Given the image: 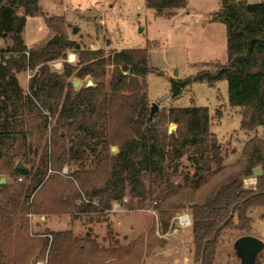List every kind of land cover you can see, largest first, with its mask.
<instances>
[{
	"label": "trees",
	"instance_id": "16d2710c",
	"mask_svg": "<svg viewBox=\"0 0 264 264\" xmlns=\"http://www.w3.org/2000/svg\"><path fill=\"white\" fill-rule=\"evenodd\" d=\"M186 5L187 0H145L146 8L158 17L165 16L164 10H179ZM20 9L21 15L17 13ZM37 15L43 17L49 31L58 32L56 17L44 16L39 0H0V40L11 42L8 48L0 49V160L16 144L24 150L27 137L34 132L43 135L49 118L55 119L53 142L41 155L31 175L33 190L42 187L49 166L60 168L75 163L78 170L73 171L71 177L85 194L89 192V198L98 201L97 206L86 202L72 206L78 212L110 211L113 202L125 195L132 201L137 199L131 209H142L151 196L142 173L155 174V178L162 181L169 149H194V156L189 157L197 178L190 187L192 190H198L223 168L219 143L209 131L207 108H169L159 121H148L145 77L153 68L149 65L146 49L130 48L105 55L101 49L79 51L75 47L80 68L76 70L64 64L62 72H53L47 63L65 57V51L73 43H48L47 37L26 48L22 38L26 19ZM211 21L225 26L227 63H216L214 72L198 74L197 79L208 84L225 81L228 105L243 109L240 125L247 130L264 127V1L220 0L219 11L212 14ZM73 31L77 33L76 29ZM35 68L29 81V94L23 96L16 74ZM72 75L79 80L87 76L93 85L85 87L86 82L75 89ZM188 84L190 79L172 81V97L178 98ZM168 123L175 125V131L169 132ZM112 147L117 148L115 153L111 152ZM91 148L94 152L99 148V151L95 155L94 168L85 169L83 163ZM213 166L216 172L209 174ZM255 166L261 167L262 176L256 179L253 188L244 189L242 177L251 178ZM12 173L30 175L26 169L17 167ZM207 174L208 178L202 181ZM181 189L168 190L160 206L174 207L169 202ZM62 204L64 207L55 209L34 203L31 211L33 215L67 214L69 202ZM253 208L263 209L260 218L264 221V159L260 157L250 159L241 172L218 185L200 204L190 207L191 264H213L220 236L225 231L248 232L251 229L249 213ZM159 212L165 214L163 209ZM53 236L52 264L69 263L78 252L86 249V244L95 252H107L87 237L73 238L70 231ZM255 264H261L257 258Z\"/></svg>",
	"mask_w": 264,
	"mask_h": 264
},
{
	"label": "rangeland",
	"instance_id": "374dc122",
	"mask_svg": "<svg viewBox=\"0 0 264 264\" xmlns=\"http://www.w3.org/2000/svg\"><path fill=\"white\" fill-rule=\"evenodd\" d=\"M243 1L260 3L264 0ZM218 2L187 0L186 7L179 9L178 13L164 10V17L167 18H159L147 9L145 0H44L41 3L42 14L57 19L58 32L49 31L48 38L56 37V42L73 43L65 51V57L47 63L51 71L62 72L64 64L78 70L75 47L79 51L101 49L105 55L130 48L146 49L149 65L153 68L145 77L148 112L152 104L158 106L152 120L159 121L162 113L169 108H207L209 131L219 143L223 168L216 172L213 166L209 174L216 173L209 178V174L205 175L202 181L208 178L207 182L198 190H192L190 187L197 178L189 157L194 156V149H169L162 181L155 178V174L142 173L144 185L151 195L142 209H131L130 206H135L137 199L132 201L130 196L125 195L128 202L118 210L80 213L72 206L78 207L84 203V199L96 198H89V192L85 194L71 177V173L78 170L77 164L67 163L60 168L49 166L44 184L35 190L30 182L41 155L46 149L49 150L54 139L52 128L55 119L49 118L43 135L34 132L27 137L24 150L16 144L0 160V179L4 180V184L0 183V186H4L0 187V211L4 209L0 213V264H52L50 246L53 235L69 231L73 238L87 237L99 249L107 252H95L86 244L84 251L78 252L65 264L192 263L191 226L180 227L177 218L185 215L191 218L190 207L193 204H200L218 185L241 172L250 159H264V127L247 130L240 125L243 109L228 105L225 81L208 84L197 79L198 74L214 72L216 63H227L225 26L211 21L212 14L218 11ZM17 13L21 15L22 10ZM172 15L176 16L170 18ZM45 27L42 16H32L24 31L26 45L44 38ZM74 29L77 33H74ZM10 44L9 40H0V49H6ZM68 55H75L74 63L66 62ZM54 62H60L62 66L55 68L52 65ZM36 70L16 74L23 96L29 94V81ZM174 71L177 76H173ZM73 76L71 80H79ZM186 79H190V84L182 88L178 98H173L171 82ZM88 80L87 76L79 80L81 86ZM166 126L169 132L176 129L172 123ZM116 149L112 147L111 152L115 153ZM98 151L99 148L95 152L92 148L88 149L87 160L83 163L85 169L94 168ZM18 163L21 169L30 173L28 177L13 175L12 169ZM255 168L261 169L255 166L251 178L242 177L244 189L256 185L253 176ZM177 187L182 188L181 191L169 202L174 207L166 205L162 208L160 203L164 194ZM64 202H69L67 214L53 212L33 215L31 211L34 203L58 209L64 207ZM161 209L164 215H160ZM262 212L263 209H251V229L248 232L225 231L220 236L213 264H241L234 250L239 237L249 235L264 242V221L260 218ZM62 241L60 238V243ZM256 258L264 264V250Z\"/></svg>",
	"mask_w": 264,
	"mask_h": 264
},
{
	"label": "water",
	"instance_id": "95a60500",
	"mask_svg": "<svg viewBox=\"0 0 264 264\" xmlns=\"http://www.w3.org/2000/svg\"><path fill=\"white\" fill-rule=\"evenodd\" d=\"M241 0H239L240 2ZM142 30H140L141 32ZM56 37H52L49 39L48 43H54L56 42ZM173 76H177V72L174 71ZM71 83L75 89H77L79 86H81V81L79 80H71ZM93 85L91 80H88L85 84V87H91ZM158 106L156 104H152L149 109V117L148 121H151L153 119V116L155 115L157 111ZM112 150H115L114 148ZM17 168H21V165L18 163ZM261 169L255 168L253 169V176L255 179L260 178L261 175ZM0 183L4 184V180L0 179ZM234 250L236 253V256L241 260V264H255V258L256 256L261 253L264 250V242H262L260 239L254 237V236H242L236 239Z\"/></svg>",
	"mask_w": 264,
	"mask_h": 264
},
{
	"label": "built area",
	"instance_id": "2783aa9c",
	"mask_svg": "<svg viewBox=\"0 0 264 264\" xmlns=\"http://www.w3.org/2000/svg\"><path fill=\"white\" fill-rule=\"evenodd\" d=\"M25 54H26V57H28V53H25ZM66 62L67 63H74L75 62V55H68L67 58H66ZM52 65L55 68H60L62 66V64L60 62H54V63H52ZM29 79H30V76L28 75L27 76V80H29ZM84 202L90 203V204L95 205V206L98 205V201L97 200H91L90 201V200L84 199ZM126 202H128L127 198H123L121 200L113 202L112 209L118 210ZM177 221H178V225L180 227L184 228L185 226H190L191 218H190L189 215L180 216V217L177 218Z\"/></svg>",
	"mask_w": 264,
	"mask_h": 264
},
{
	"label": "crops",
	"instance_id": "0c3cea01",
	"mask_svg": "<svg viewBox=\"0 0 264 264\" xmlns=\"http://www.w3.org/2000/svg\"><path fill=\"white\" fill-rule=\"evenodd\" d=\"M44 0H39V7H40V9H41V3L43 2ZM248 2V1H247ZM219 6H218V11H219V8H220V0H219ZM249 3V2H248ZM152 12H153V10H151ZM175 11H177V13L179 12V10H175ZM218 11H216V12H218ZM215 12V13H216ZM155 13V12H154ZM177 15V14H176ZM176 15H174V16H176ZM173 15L172 16H170V18H172V17H174ZM162 17H164V16H162ZM162 17H159V18H162ZM30 18H32V16H29V17H27V19H26V23H25V26H24V28H23V34H22V38H23V42H24V45H25V47L26 48H30L32 45H36V44H38V43H40V42H42V41H44V40H46V38L48 37V34H49V30L47 29V27H45V31H46V35L44 36V38H42V39H39V40H37V42H35V43H33V44H30L29 46L28 45H26V42H25V27H26V24H27V22H28V20L30 19ZM164 18H167V17H164ZM226 30V29H225ZM226 42V41H225ZM129 231H130V229H129ZM131 232V231H130Z\"/></svg>",
	"mask_w": 264,
	"mask_h": 264
}]
</instances>
